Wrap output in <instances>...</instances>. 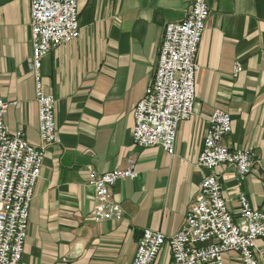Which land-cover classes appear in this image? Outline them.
I'll list each match as a JSON object with an SVG mask.
<instances>
[{"label": "crops", "instance_id": "1", "mask_svg": "<svg viewBox=\"0 0 264 264\" xmlns=\"http://www.w3.org/2000/svg\"><path fill=\"white\" fill-rule=\"evenodd\" d=\"M209 15L197 51L196 101L179 123L174 154L132 144L133 107L151 83L164 25L180 20L189 0H78L80 36L41 60L43 91L55 98L60 142L46 148L29 207L18 264H131L144 229L173 235L202 178L216 175L225 204L238 219L234 169L212 170L196 161L207 119L220 108L231 132L223 144L248 149L256 165L240 190L259 206L264 193V0H206ZM29 0H0V84L8 102L7 130L22 129L39 143L34 79L30 69ZM240 63L237 74L234 63ZM133 164L136 180H118L113 198L122 220L95 222L88 184L98 172ZM264 264V242L256 241ZM223 264H242L225 251ZM168 245L154 264H169Z\"/></svg>", "mask_w": 264, "mask_h": 264}, {"label": "built area", "instance_id": "2", "mask_svg": "<svg viewBox=\"0 0 264 264\" xmlns=\"http://www.w3.org/2000/svg\"><path fill=\"white\" fill-rule=\"evenodd\" d=\"M78 14V0H29V66L37 104L38 144L27 141L22 129L12 133L7 130L4 117L9 103L2 98L0 84V264L21 261L30 202L45 151L60 142L55 126V98L42 87L41 60L52 49L80 36ZM208 15L205 0H189L180 20L164 25L152 81L133 107L134 146H160L174 154L178 125L194 113L197 51ZM239 69L236 61L233 73ZM207 122L196 163L208 170L220 165L233 167L239 190L238 219L225 204L219 178L206 174L179 229L171 236L144 229L131 264H154L165 244L170 251L169 264H223L225 251L236 252L242 264H259L256 241L264 242V193L261 204L253 206L240 190L256 165L255 155L248 149L223 144L232 129L228 112L216 108ZM88 176L94 197L92 220H122L124 210L114 200L112 187L118 180L138 179L133 164L105 172L91 169Z\"/></svg>", "mask_w": 264, "mask_h": 264}, {"label": "rangeland", "instance_id": "3", "mask_svg": "<svg viewBox=\"0 0 264 264\" xmlns=\"http://www.w3.org/2000/svg\"><path fill=\"white\" fill-rule=\"evenodd\" d=\"M206 1V0H205ZM207 4V3H206ZM209 10V9H208ZM123 180H125V179H123Z\"/></svg>", "mask_w": 264, "mask_h": 264}]
</instances>
